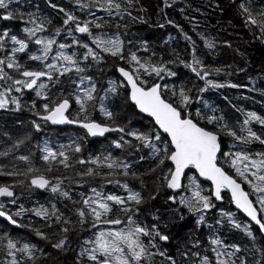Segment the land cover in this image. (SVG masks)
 <instances>
[{
  "label": "trees",
  "instance_id": "obj_1",
  "mask_svg": "<svg viewBox=\"0 0 264 264\" xmlns=\"http://www.w3.org/2000/svg\"><path fill=\"white\" fill-rule=\"evenodd\" d=\"M81 2L89 3L90 0H81ZM116 2L121 4V9L119 12L113 9L111 14L101 10L99 4L93 5L90 9H81L76 0H50V2L49 0H12L10 8L13 10L18 8L24 13H33L38 20L45 21L47 31L38 32L36 36H52L55 28L60 27L61 34L55 39L57 43L71 46L64 49L66 54L72 55L75 52L79 57L85 51L74 44V40L88 43L100 54L99 61L89 57L88 61L81 64V67H84L85 63L87 64L86 72L83 75L91 76L92 83L96 86L94 93L96 99L94 102H90L95 104V108L89 107L90 119L111 127H124L125 132L129 130L147 132L152 128L153 123L152 120L140 114L135 106L126 99V90L121 86L123 80L117 74V67H128L126 61L101 52L87 34L73 31L69 35L68 29H74L75 25L71 23L67 26L63 25V20L66 17L63 12L59 11L60 8H64L66 12L78 17L81 23L89 21L93 36H101L105 40L118 37L123 41L124 55L127 57L130 52L135 53L141 62L149 60L154 64L161 60L167 62L176 60L177 55L180 59L191 60L192 42H194L196 55L211 73L208 79L222 84L224 87H208L205 92L198 93L199 88L205 87L204 81L195 77L178 61L175 64H168V67L175 71L177 76L166 77L164 81L158 82L167 83L169 86L174 84L177 87L183 84L187 88H191L194 101L191 105L193 112L199 109L203 115L223 116L224 122L238 135L246 136L247 132H241L240 129L250 127L258 135L264 137V126L255 121L248 125L243 123L250 112L264 117V40L260 38V29L246 22L247 15L240 8V5L244 4L250 9L253 16L260 19L257 14L264 12V0H132L131 5L128 0H116ZM50 3L57 7H51ZM99 3H103V0H99ZM166 3L170 6H166ZM2 11L0 10V12ZM25 20H27V15H25ZM48 21L51 23H47ZM97 23L101 25L100 28L95 27ZM24 27H32V25L25 24L20 19L0 20V31L10 29V34H15L19 38H26L22 31ZM185 34L191 37L192 42L185 39ZM35 38H32V41ZM205 40L213 42L215 47L207 48ZM145 42L148 48L147 52L143 50ZM7 46L10 49L12 45L9 42ZM40 47V45L30 42L29 53L40 55ZM3 55L4 53L0 52V58ZM55 55L56 45L53 46L49 61L45 63L53 62L51 57ZM17 56L20 62L27 64L30 69H38L43 66L39 61L29 60L27 54L18 53ZM216 69H220V71L217 72ZM6 71L16 75L12 70L6 69ZM68 75L71 80L79 83V76L75 73ZM144 78L149 79L147 76ZM61 79L65 82L56 87L50 86L47 93L53 99L60 96L61 93L67 96L69 93L75 94L80 91L71 80L64 77ZM230 84L238 85V87H229ZM86 86H88V81H85L81 87ZM113 87L116 88L115 93L109 91ZM29 93L31 97H28ZM13 95L19 97L21 109L0 112V152L9 150L16 140L23 139L25 135L31 138L19 149L10 151L7 156H0V165H6L9 171L14 165L23 170L26 165L16 157L30 155L34 166L43 168L45 164L39 159L42 155L40 149L47 143L56 151H59L60 146L64 145L74 168L65 169L62 165L53 162V170L48 173L50 177L67 176L70 178L64 181L62 188L69 192L71 199L53 194L50 189L40 190L29 187L27 180H25L24 186L17 184V181L24 177L0 176V186L14 185L12 188L15 195L12 199L16 201L12 203V199H4L3 210L12 215L21 225V228H13L6 221L0 219V264H5V261L11 259L7 256L8 239L17 242L18 248L22 247L24 243H28L35 244L38 249H42V251L35 252L33 260H28L26 255L17 252L20 264H78V262L79 264H92L86 257L81 258L79 254L82 248L91 247L84 244V241L94 238L93 233L98 229L91 228L90 221L80 224L76 210L82 207V199L94 196L90 191L91 188H96L104 195L127 196V192L119 185L108 184L100 176L84 177L81 180V177L76 174L77 172H83L89 166L93 168L96 166L80 165L75 163V159L87 160L89 157L107 155L110 152L113 158L120 157L130 163L131 171L140 175L146 173L150 166H155L150 149L140 146V150L137 152L134 149L115 148L112 141L119 140L121 135H124L125 140L139 144L133 137L124 133L111 132L103 140H92L84 130L71 127L68 124L55 127L49 122L45 123L39 120V117L34 114H44L42 106L45 101L42 97H37L34 91L28 92L27 90H24L22 94L13 93ZM101 98L103 99L101 100ZM33 103L36 105L35 108L32 107ZM101 103L113 113L112 120L99 111ZM77 109L78 106L73 103L70 118H76ZM36 117L38 118L37 122L41 124L39 132L33 128L31 123ZM221 139L225 145V151L229 150L227 145L236 144L237 147L232 151L244 149L251 153L264 152V145L256 141L240 144L227 135H222ZM76 144L81 146L80 153L70 150L69 146L74 148ZM140 156H144L145 159L140 160ZM101 171L108 170L104 168ZM228 171L235 176L234 170L228 169ZM110 179L127 181L129 187L143 191L145 196L148 194L147 191L141 189L139 180L122 175L110 177ZM142 179L145 181L147 189L151 190L154 175H143ZM184 183L187 184V181L185 180ZM243 185L247 191H250L246 184ZM202 187L205 189L204 194H208L210 185L202 183ZM170 194H172L170 191L161 189L155 200H147L142 204L138 213V221L149 226L155 223L162 232L169 235L170 239L167 242L158 241L159 249L176 259L177 264H199V258L191 255L194 251L214 258V254L210 250V238H219L227 245H239L241 252L231 258L236 264H240L241 260H244L245 264H264V236L233 208L227 192L224 193L225 198L221 205L213 200L215 207L205 214V223L199 226L196 224L197 217L189 214L186 208L166 202ZM182 194L190 196L191 192H182ZM251 198L255 199V197ZM53 205L57 210L56 215H61L62 219L67 218L71 221L69 225H63L56 221L55 216L52 215ZM41 206L48 210L47 216L35 214L37 210L41 209ZM174 209L179 211H173ZM228 212L232 213V219L239 223L241 228H235L228 222L229 218L222 215V213ZM179 214L184 215L183 220L179 219ZM154 216L159 219L154 220ZM217 220H221V224H217ZM245 225H251L255 239L246 234ZM65 226L70 229L67 233L61 231ZM98 227L107 229L112 226L100 225ZM120 227H123V224L115 226V228ZM37 230L43 233L47 240L37 236ZM65 236H67V243L63 249L52 247L53 243ZM196 241H199V247L193 248L192 245ZM184 252H188L187 260L181 255ZM153 264H169V262L164 257L157 255L153 258Z\"/></svg>",
  "mask_w": 264,
  "mask_h": 264
},
{
  "label": "snow or ice",
  "instance_id": "obj_2",
  "mask_svg": "<svg viewBox=\"0 0 264 264\" xmlns=\"http://www.w3.org/2000/svg\"><path fill=\"white\" fill-rule=\"evenodd\" d=\"M76 3L81 9H90L93 5L99 4L101 10L107 11L109 14L113 9L117 12L121 9V4L117 3L116 0H103V3H99V0H90L89 3L76 0ZM128 3L131 5L132 0H128ZM11 4L12 0H0V10H3L0 12V20L20 19L25 24H31L32 27L22 29L26 38H19L15 34H10V29L0 31V52L4 53L3 57L0 58V82H2L0 83V110L19 111L21 109L20 100L13 93L22 94L24 90L34 91L37 97H42L45 101L42 106L44 114L34 113L39 117V120L45 123L50 122L53 125L77 123L86 130L88 135L93 137L104 136L108 132L124 133L133 137L139 144L125 140L124 135H121L119 140L112 141L114 147L117 149H134L137 152L140 150V146L149 148L155 165L154 167L150 166L146 173L138 175L131 171L132 165L130 163L125 162L120 157L113 158L110 152L107 155L89 157L87 160L75 159L77 164L96 166L95 168L89 166L85 171L77 172L76 174L81 177V180L84 177L100 176L108 184L119 185L127 192V196L104 195L96 188H91L90 191L94 196L82 199V207L76 210L78 222L85 224L90 221L91 228L98 230L93 233L94 238L84 241V244L91 247L81 249L79 254L81 258L86 257L92 264H153V258L159 255L164 257L169 264H177L176 259L159 249L158 241L167 242L170 239L169 235L162 232L155 223L149 226L138 221L140 206L147 200H155L161 189L171 190L172 194L168 195L166 202L186 208L189 214L197 217V226L205 223V214L215 207L213 199L223 201L224 193L227 192L230 194L229 202L250 218V221L258 227L259 232L264 234V152L251 153L244 149L232 151L233 148L237 147L236 144L227 145L229 150L225 151L221 136L227 135L240 144L256 141L261 145H264V137L258 135L250 127L240 129L241 132H247L246 136L238 135L224 122L223 116L203 115L199 109L193 112L191 105L194 101L191 88H187L183 84L177 87L174 84L169 86L167 83L158 82L164 81L166 77L177 76V73L169 68L168 64H175L178 61L189 69L195 77L204 81L205 87L199 88L198 93L205 92L208 87H224V85L208 79L211 73L196 55L191 37L185 34V39L193 43L191 60L180 59L177 55L176 60L167 62L163 60L155 64L150 60L141 62L135 53L130 52L127 57L124 55L123 41L118 37L105 40L101 36H93L89 21L81 23L78 17L72 13L66 12L64 8L59 9L66 17L63 20V25L67 26L70 23L75 25L74 29H68L69 35L73 31L87 34L101 52L126 61L128 64L127 68L117 67V71L123 78L121 86L126 90V99L130 100L141 113L150 117L153 123L152 128L147 132L138 130L125 132L124 127H109L90 119L89 107L95 108V104L90 102H94L96 99L94 95L96 86L92 83L91 76L83 75L86 72L87 64L85 63L84 67H81V64L88 61L89 57L99 61L100 54L88 43H83L80 40H74L73 43L85 49L82 56L78 57L75 52L72 55L66 54L64 49L71 46L57 43L55 39L61 34L60 27L55 28L52 36L35 38L32 41L38 32L47 31L45 21L43 19L38 20L33 13H24L18 8L13 10L10 8ZM50 6L57 7L51 3ZM166 6L170 5L166 3ZM240 8L247 15L246 22L257 26L261 32L260 38L264 40V12L258 13L260 19H257L244 4H241ZM25 15H27V20H25ZM47 23L51 22L48 21ZM95 27L100 28L101 25L97 23ZM9 42L12 45L10 49L7 46ZM30 42L41 46L40 55L29 53ZM54 45H56V55L51 57L53 62L45 63L49 61ZM205 46L209 49L215 47L214 43L208 40H205ZM143 50L148 51L146 42ZM18 53L27 54L29 60L39 61L43 66L38 69H30L27 64L20 62ZM6 69L12 70L16 75L10 74ZM216 71L219 72L220 69H216ZM69 73H75L79 76L78 84L75 80H71ZM145 76L149 79H145ZM62 77L71 80L80 91L75 94L69 93L67 96L61 93L60 96L53 99L47 93L50 86L56 87L65 82L61 79ZM85 81H88V86L81 87ZM228 86L238 87L235 84ZM109 91L115 93L116 88L113 87ZM73 103L78 106L76 118H70ZM32 107H36L35 103ZM99 111L108 119H113V113L107 110L103 103H101ZM252 121L264 126V117L255 112L248 113L243 123L248 125ZM31 123L37 132L41 130V124L36 120ZM30 138V136L25 135L23 139L16 140L9 150L0 152V156H7L10 151L19 149ZM69 147L74 153H80L82 150L79 144H76L74 148ZM40 151L42 155L39 159L44 162L45 167H35L30 155H19L16 159L24 162L26 167L20 170L14 165L9 171L6 165H0V176L24 177V179L18 180L17 184L24 186L25 180H27L29 187L41 190L50 189L53 194L71 199L69 192L62 188L64 181L70 178L67 176L50 177L48 175L53 170V162L62 165L65 169L74 168V164L70 163L71 158L67 154L65 146L61 145L60 150L56 151L45 143ZM144 159V156H140V160ZM104 168L108 171L102 172L101 169ZM228 169L234 170L235 176L230 174ZM149 174L154 175L151 190L147 189L145 181L142 179L143 175ZM117 175L139 180L141 189L148 192L147 196L143 194V191L129 187L127 181L121 182L119 179H110V177ZM200 178H203V181ZM185 180L187 184L184 183ZM203 182H210L208 194H204ZM242 184H246L250 191H246ZM13 186H0V197H14V192L11 190ZM182 192H191V195H183ZM81 195L83 196V194ZM250 197H255V199ZM11 202L15 203L16 201L12 199ZM52 207V215L55 216L57 222L63 225L71 223L69 219H62L61 215H56L55 205ZM173 211L178 212L179 210L174 209ZM35 214L47 216L48 210L41 206V209L37 210ZM222 215L227 216L228 222L233 224L235 228H241V225L232 219L231 212L222 213ZM0 217H4L12 224L17 223L12 215L3 210L2 204H0ZM153 219L158 220L159 218L154 216ZM179 219L183 220L184 215L179 214ZM216 223L221 224V220H217ZM122 224L123 227L120 228L105 229L98 227L100 225L118 226ZM69 230L66 226L61 229L63 233H67ZM244 231L248 236L255 239L251 225H245ZM36 235L47 240V237L39 230L36 231ZM66 243L67 236L53 243L52 247L63 249ZM209 244L214 258L209 255H201L198 251L191 253L192 256L199 258V264H236L231 258L241 252L239 245L224 244L219 238H210ZM6 247L7 256L11 259L5 261V264H20L17 259V252L26 255L28 260H33L35 252L42 251L35 244L28 243H24L22 247L18 248L17 242L12 239H8ZM192 247L198 248L199 241L193 243ZM181 255L186 260L188 259V252ZM240 264H245V261L241 260Z\"/></svg>",
  "mask_w": 264,
  "mask_h": 264
},
{
  "label": "water",
  "instance_id": "obj_3",
  "mask_svg": "<svg viewBox=\"0 0 264 264\" xmlns=\"http://www.w3.org/2000/svg\"><path fill=\"white\" fill-rule=\"evenodd\" d=\"M117 74H118V76L123 80V78L120 76V74H119V72L117 71ZM28 91V90H27ZM28 92H31V91H28ZM130 101V100H129ZM131 102V101H130ZM131 104H132V102H131ZM133 105V104H132ZM134 106V105H133ZM72 108H73V104H72ZM72 108H71V110H72ZM136 108V107H135ZM136 110L140 113V114H142V115H144L145 117H147V118H149L150 120H151V118L150 117H148L146 114H144V113H141L137 108H136ZM3 110H0V112H2ZM96 122H98V123H101V122H99V121H96ZM50 123V122H49ZM51 124V123H50ZM102 124H104V123H102ZM51 125H53V124H51ZM64 124H60V125H53V126H55V127H61V126H63ZM69 126H71V127H74V128H77V129H82V130H84L85 132H86V130L85 129H83L82 127H80L79 126V124H77V123H73V124H68ZM105 125H107V124H105ZM107 126H109V127H111L110 125H107ZM87 133V132H86ZM111 132H108V133H105L104 134V136H95V137H93V136H90V135H88L92 140H103L108 134H110ZM201 179V181H203V178H200ZM185 182V181H184ZM239 182V181H238ZM203 183H206V184H209L210 185V182H203ZM1 186H5V185H1ZM242 187H244V185L242 184ZM245 188V187H244ZM11 190L14 192V189L13 188H11ZM41 190V189H40ZM246 190V189H245ZM168 191H170L171 192V190H168ZM247 191V190H246ZM14 195H15V193H14ZM229 196H230V194H229ZM11 199V198H13V197H11V198H9V197H0V199ZM251 198V197H250ZM252 199V198H251ZM214 200V199H213ZM215 201V200H214ZM217 204H219V205H221L223 202H224V200L223 201H215ZM232 206H233V208L236 210V211H238L255 229H257L258 230V227L255 225V223L254 222H251L250 221V218H248L244 213H242L240 210H238L236 207H235V205L232 203ZM8 213V212H7ZM9 214V213H8ZM10 215V214H9ZM0 219H2V220H4V221H6L9 225H11V227H13V228H21V225H20V223L19 222H17L16 224H12V223H10L8 220H6L4 217H0ZM14 219V218H13ZM259 231V230H258ZM262 234V233H261ZM262 236H264V234H262Z\"/></svg>",
  "mask_w": 264,
  "mask_h": 264
},
{
  "label": "rangeland",
  "instance_id": "obj_4",
  "mask_svg": "<svg viewBox=\"0 0 264 264\" xmlns=\"http://www.w3.org/2000/svg\"><path fill=\"white\" fill-rule=\"evenodd\" d=\"M36 38H46L45 36H36ZM28 97H31L30 96V93L28 94ZM33 120H38V118L36 117V118H33ZM50 128V127H49ZM102 228V227H101ZM111 228H115V226H112Z\"/></svg>",
  "mask_w": 264,
  "mask_h": 264
},
{
  "label": "flooded vegetation",
  "instance_id": "obj_5",
  "mask_svg": "<svg viewBox=\"0 0 264 264\" xmlns=\"http://www.w3.org/2000/svg\"><path fill=\"white\" fill-rule=\"evenodd\" d=\"M4 185H5V184H4ZM4 199H5V198H4ZM4 199H0V204H3V200H4ZM11 199H12V198H11Z\"/></svg>",
  "mask_w": 264,
  "mask_h": 264
}]
</instances>
